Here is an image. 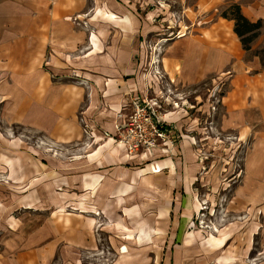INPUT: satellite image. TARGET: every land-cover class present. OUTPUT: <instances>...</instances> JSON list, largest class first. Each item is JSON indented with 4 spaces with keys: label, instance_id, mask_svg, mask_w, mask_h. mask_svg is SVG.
<instances>
[{
    "label": "rangeland",
    "instance_id": "rangeland-1",
    "mask_svg": "<svg viewBox=\"0 0 264 264\" xmlns=\"http://www.w3.org/2000/svg\"><path fill=\"white\" fill-rule=\"evenodd\" d=\"M41 1L47 6L52 0H17L19 53L23 46L25 51L26 23L33 15L49 20L41 13ZM236 1L116 0L128 9L132 22L142 24L144 56L140 60L137 50L134 59L136 73L144 77L143 97L155 100L158 114L177 134L165 156L148 162L166 157L177 177L189 182L187 193L180 186L174 190L172 212L166 165L157 164L154 172L162 178L155 176L153 183L163 189L145 188L136 200L117 195L115 205L104 189L89 194L78 189L74 173L66 168L51 167L58 173L42 183V162L47 165L50 158L51 166L73 164L79 145L54 144L26 126L27 71L37 76L46 70L43 59L28 62L25 54L11 59L0 53V264H264V124L254 126L251 111L233 103L250 98L240 92L253 83L247 74H264V0L253 9L262 21L258 36L238 56L243 62L256 59L257 69L243 72L233 57L223 67L212 66L207 57L199 59L204 49L200 38L215 35L214 24L225 22L221 15ZM71 2L79 11L66 15L69 22L91 20L94 0ZM11 11V0H0L2 22H11ZM27 156L35 159L34 184L28 183L33 175L26 173ZM81 197L86 201L80 202ZM133 211L152 226L165 217L163 238L154 237L143 247L131 236L130 242H122L129 236L123 232L128 231L125 224H130L129 216L127 221L124 217ZM81 218L91 222L93 253L75 246L64 250L58 243L59 231L74 229ZM178 221L184 226L178 227ZM51 240L54 247L45 245ZM124 246L127 252H119Z\"/></svg>",
    "mask_w": 264,
    "mask_h": 264
},
{
    "label": "crops",
    "instance_id": "crops-1",
    "mask_svg": "<svg viewBox=\"0 0 264 264\" xmlns=\"http://www.w3.org/2000/svg\"><path fill=\"white\" fill-rule=\"evenodd\" d=\"M204 1L206 0H203L202 4ZM210 1L214 2V0ZM251 1L249 5H245L242 0H237L236 4L239 5L242 15L250 22L261 20L257 11L253 10L258 0ZM43 6L45 8L41 13L48 14L49 20L43 21L40 18L36 20L33 15L32 20L26 23L25 51L23 46L20 52L27 56L28 62L43 59L46 64V70L37 72V76L27 71L26 126L41 131L43 136L54 144L73 143L79 145V148L75 150L77 157L73 164L58 163L51 166L49 157L47 165L42 162V183L50 181L51 173H58L51 170L53 167L60 168L59 171L61 168L71 170L75 176L76 187L86 194L95 189L106 190L107 197L112 202L117 195L125 196L128 200L133 198L136 200L141 197L142 190L145 188H150L151 191L163 189L164 185L158 186L153 183L155 179H158L155 176L160 178L162 176L153 173L150 169L152 164L148 162L167 152L157 150L152 155L128 156L123 147L110 136L114 132L115 124L122 121L124 112L127 111L125 107L131 96L141 97L146 92L144 77L136 73L134 59L137 50L140 51V60L141 56H144V49L139 44V38L143 34L142 24L138 20L132 22L128 9L116 0H94L91 20L74 23L69 22L66 16L74 10V13L79 11L76 6H72L71 0H52L47 5L49 9H46L47 6L44 4ZM13 7L15 13H13ZM11 8V22L0 20V53L5 54L2 57L10 56L11 59H17L20 54L17 0L14 2L11 0ZM87 9L90 8H83L84 12H88ZM112 15L114 17H111ZM222 19L224 23L214 24L216 28L214 36L200 38L204 49L199 53V59L203 57L205 60L207 57L212 66L219 64L223 67L225 66L223 62L228 63L233 57L235 67L239 69L241 67L243 72L252 68L257 69L256 59L247 62L239 61L238 56L246 51L234 33L233 20ZM2 41H9V44ZM219 45L224 49L219 48ZM205 66L207 65H202V69ZM207 68L209 69L210 65ZM189 73L191 74V71ZM199 74H191V76L201 78L202 75ZM247 76L253 83L240 92L249 94L250 98L244 102L235 99L233 103L243 109H249L250 115L254 118L252 123L258 126L264 124V74L261 75L260 71L255 70ZM26 161L28 166L26 173L30 172L33 175L28 183L34 184L35 159L27 156ZM156 162L160 167L166 165L170 172V176L167 177L169 185L165 189L171 191L168 212H172V206L176 201L171 200L176 196L174 190L180 186L187 193L189 182H182L177 177L176 169L171 167V161L168 158H161ZM27 179L29 180L30 176H27ZM52 184V182L49 183L48 187ZM43 188L47 187L43 185ZM187 197L189 199V196ZM78 200L86 201L83 197ZM115 204L119 202L115 200L113 205ZM127 216L130 218V224H125L128 231L123 232L129 236L122 242H130L133 237L131 241L143 247L154 237L163 238L161 233L164 221L166 222L165 217L158 219V225L152 226L149 224L153 222L142 220V216L134 214V211L125 215V221ZM160 220H162L161 225ZM79 223L74 226V229L59 231L58 243L64 250L75 246L93 253V240L90 236L91 222L81 218ZM176 224L178 227L184 226L183 221L181 224L179 221ZM176 232L177 228L172 232L173 235ZM44 243L54 247L53 240ZM160 248L162 252V247ZM137 251L141 252L140 249ZM74 264H82V262Z\"/></svg>",
    "mask_w": 264,
    "mask_h": 264
},
{
    "label": "built area",
    "instance_id": "built-area-1",
    "mask_svg": "<svg viewBox=\"0 0 264 264\" xmlns=\"http://www.w3.org/2000/svg\"><path fill=\"white\" fill-rule=\"evenodd\" d=\"M156 106L155 100L135 95L124 106L127 111L122 121L115 124L110 136L128 156L152 155L157 150L165 152L172 146V137H177V134L170 122L158 114ZM150 164L151 171L157 172V164Z\"/></svg>",
    "mask_w": 264,
    "mask_h": 264
},
{
    "label": "trees",
    "instance_id": "trees-1",
    "mask_svg": "<svg viewBox=\"0 0 264 264\" xmlns=\"http://www.w3.org/2000/svg\"><path fill=\"white\" fill-rule=\"evenodd\" d=\"M221 16L223 18L233 20L234 33L240 39L242 48L245 51H248L250 49L252 41L258 36V30L261 28L262 21L257 20L255 22H250L242 15L240 7L236 3H234L229 9H227Z\"/></svg>",
    "mask_w": 264,
    "mask_h": 264
},
{
    "label": "bare ground",
    "instance_id": "bare-ground-1",
    "mask_svg": "<svg viewBox=\"0 0 264 264\" xmlns=\"http://www.w3.org/2000/svg\"><path fill=\"white\" fill-rule=\"evenodd\" d=\"M111 17H114V15H112ZM182 34H183V33L180 32V33H179V36L182 35ZM148 169H149V168H148ZM150 169H151V168H150ZM187 200H188V199H187ZM120 252H121V253H126V252H127V248L124 246Z\"/></svg>",
    "mask_w": 264,
    "mask_h": 264
}]
</instances>
